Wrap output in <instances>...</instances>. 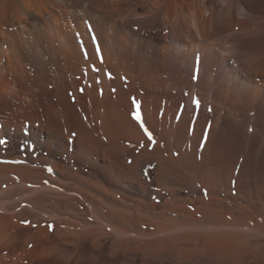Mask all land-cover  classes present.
Returning <instances> with one entry per match:
<instances>
[{"label": "bare ground", "instance_id": "obj_1", "mask_svg": "<svg viewBox=\"0 0 264 264\" xmlns=\"http://www.w3.org/2000/svg\"><path fill=\"white\" fill-rule=\"evenodd\" d=\"M4 177L0 264H264V0H0Z\"/></svg>", "mask_w": 264, "mask_h": 264}, {"label": "rangeland", "instance_id": "obj_2", "mask_svg": "<svg viewBox=\"0 0 264 264\" xmlns=\"http://www.w3.org/2000/svg\"><path fill=\"white\" fill-rule=\"evenodd\" d=\"M12 175V174H11ZM7 178H13V176L11 177H7ZM5 180V177L4 178H0V193L2 190V193L0 194V202L3 203L5 209L4 210H1V213H8L10 212L9 214H13V219L15 220L16 222V227H15V235H17L18 237L21 235H25L26 233H36L35 235H37V229L38 228H43V233H45L46 237H50L53 238L54 234H55V231L56 229H61L63 231V233H65V235L67 236L65 238V240L67 241V243H71L69 241L71 240H74L73 237L69 236L70 234V231H77V233L79 231H81L80 229H75L74 227L71 228L72 226L70 225V223L68 224L67 222L63 223V222H58L57 220H55V218L53 219L52 218V215L50 216V218H47L46 212L45 210L46 209H42L41 208V205H33V203H29L27 202L29 198H33L32 195H30L31 193L28 191L27 189V186H23L21 184H19L17 181L14 182V181H9L8 183V180ZM2 182V183H1ZM4 182V183H3ZM18 183V184H16ZM9 186V187H8ZM19 186V187H18ZM7 190V191H6ZM25 190V191H24ZM23 191V192H22ZM4 192V193H3ZM20 192V193H19ZM28 192V193H27ZM24 194H27V195H24ZM21 195V196H20ZM29 196H32V197H29ZM14 197V198H13ZM29 197V198H28ZM23 198V199H22ZM27 198V199H26ZM21 202V203H20ZM19 208H17V207ZM7 207V208H6ZM27 207V208H26ZM33 210H32V209ZM20 209V210H19ZM24 209V210H23ZM29 210L26 211V210ZM42 209V210H41ZM7 210V211H6ZM39 210V212L37 211ZM24 211V212H23ZM26 211V212H25ZM61 211L58 209V212ZM12 212V213H11ZM28 212V213H27ZM58 212H53V214L55 215L56 213ZM37 213V214H36ZM44 213V214H43ZM15 214V215H14ZM43 214V216L41 215ZM41 216V217H40ZM43 218V219H42ZM47 218V219H46ZM54 221H53V220ZM48 223V224H47ZM20 224V225H19ZM23 224V225H22ZM45 224V225H44ZM66 224V225H65ZM47 225V226H46ZM53 225V226H52ZM37 226V229L35 228ZM39 226V227H38ZM42 226V227H40ZM66 226V227H65ZM69 229V230H68ZM72 229V230H71ZM74 229V230H73ZM33 230V231H32ZM65 230V231H64ZM50 231V232H49ZM59 231V230H58ZM61 231V232H62ZM67 231V232H66ZM76 233V232H75ZM68 234V235H67ZM90 235V234H89ZM89 235H87V240L88 238L91 239V237H89ZM91 236V235H90ZM101 236H103V238L101 239L102 243H105V244H108L109 246H112V240L107 236L105 238V234L102 233ZM46 237H41V243L37 244L36 245V242H32L30 245H29V248L32 250L33 247L35 248H39L42 245H47L46 242H48V240H45ZM86 237L84 238V240L86 239ZM264 236H261V240L264 242ZM69 238V239H68ZM71 238V239H70ZM44 241V242H43ZM102 243H98V249H103L104 251L107 250V248L109 247L108 245H104ZM71 244H67L65 245V248L66 249H70L72 248V245L70 246ZM85 247H88V244L85 243ZM252 248V246L250 247ZM253 251L254 248L250 249L249 251ZM248 251V252H249Z\"/></svg>", "mask_w": 264, "mask_h": 264}]
</instances>
